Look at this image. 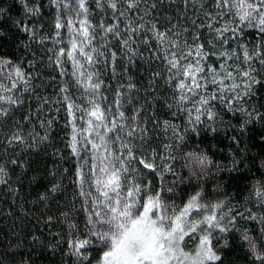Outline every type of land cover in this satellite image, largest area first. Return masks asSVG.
Listing matches in <instances>:
<instances>
[{"label":"trees","instance_id":"obj_1","mask_svg":"<svg viewBox=\"0 0 264 264\" xmlns=\"http://www.w3.org/2000/svg\"><path fill=\"white\" fill-rule=\"evenodd\" d=\"M108 1L84 0L85 55L73 60L66 0H0V60L24 75L6 89L0 84V264H101L97 244L80 256L73 250L89 224L67 95L79 105L78 116L100 102L109 124L124 117L132 123V135L121 134L148 151L137 167L152 192L175 205L196 193L201 204L221 205L217 215L228 230L214 231L212 245L222 264H264V206L256 198L264 188V119L257 115H264V32L256 22H242L224 0ZM173 53L178 67L199 61L201 87L171 67ZM84 71L99 83L95 92L72 91ZM90 93L98 97L87 98ZM246 112L253 114L247 125ZM193 153L212 164L202 179L191 180L185 171ZM141 159L155 163L151 171ZM168 170L187 178L174 183L177 173L169 177ZM197 235L186 250L196 247Z\"/></svg>","mask_w":264,"mask_h":264},{"label":"snow or ice","instance_id":"obj_2","mask_svg":"<svg viewBox=\"0 0 264 264\" xmlns=\"http://www.w3.org/2000/svg\"><path fill=\"white\" fill-rule=\"evenodd\" d=\"M227 3L228 0H225V4ZM79 6L84 7L83 0H80ZM235 6L238 9H243L237 13L242 22L247 20L249 24H252L255 20L260 26V30L264 32V0H240ZM25 7L29 12L36 11V9L27 8L26 3ZM111 7L115 8L116 4L112 3ZM4 13L5 10L0 8V16ZM81 23L83 24V22ZM57 27H60V25L57 24ZM25 30L27 31V29ZM107 31L112 32L113 28H108ZM83 35L88 36L86 29ZM158 35L162 39L164 34L159 33ZM71 47L73 50L77 49L75 40H73ZM201 47L197 46L196 55L198 57H201L199 51ZM79 52L81 55H85L83 45L79 48ZM189 54H191V49ZM68 55L71 56L72 53L69 52ZM184 58L182 57V59ZM87 59L90 62L91 55H87ZM8 63H11V61L0 60V66ZM169 64L171 67L176 68L178 72L191 75L192 83L196 84L197 87H201L195 81V72L199 71V61L196 67L191 65L178 67L179 61L175 60V54L173 53V59L169 60ZM15 72L17 76L23 77V73L18 67ZM247 74L245 73V75ZM88 80H91V74H88ZM255 83H259V81H255ZM90 86L97 89L99 83ZM179 87L184 88L185 86L180 83ZM211 98L215 99L216 97ZM183 99L184 97L181 96V100ZM8 102L14 101L9 98ZM208 102L207 99L201 101L205 105ZM241 111L246 110L241 109ZM90 115L99 122L94 129L95 140L98 143L89 142L92 150L99 153L98 156H93V161L99 163H93L90 175L86 176L83 172H80L78 176L82 185L91 183L95 178L99 203L92 205L96 209L92 214L95 220L93 221L90 217L89 223H94L99 227L90 229L89 238L77 239L73 242L74 254L77 256L82 255V250L91 246L92 237H95V240L106 249L102 251L101 264H217V262L222 264L221 256L217 254L212 245L214 231L225 232L228 230L227 226L221 223L224 216L217 215L216 210L221 208V205L201 204L199 202L200 193L193 195L186 205L168 204L158 191L150 194L147 184L141 187L139 182L130 179L129 166L122 159L123 153L114 157L104 155L105 152H111L106 137H108V133L116 129L115 122H111L112 127H108V123L105 122L106 117L100 111L99 105H95ZM120 115L123 116V113H120ZM246 115L248 120L244 122L245 125L250 123L253 117L252 113L246 112ZM257 115L258 118L264 119V115ZM211 116L212 113L209 112V118ZM197 120H199V117H197ZM88 123L91 129L92 121L89 120ZM101 129H104V131L101 132ZM118 138L108 137L113 142ZM72 139L73 152L76 153V136L74 135ZM128 155L131 156L130 149ZM197 159L201 164L207 161L206 157ZM138 162L143 164L146 169L153 168L151 163H145L142 159ZM2 172L3 169H0V173ZM3 182V179L0 178V183ZM168 191L172 192L173 190L168 189ZM257 196L264 199V191L258 189ZM194 211H199L198 217L193 215ZM231 223L232 220L229 219V224ZM197 233L196 247L186 250L189 248L188 240L192 238L193 234ZM244 238L246 240L250 239L247 235ZM226 243L225 241V245Z\"/></svg>","mask_w":264,"mask_h":264},{"label":"rangeland","instance_id":"obj_3","mask_svg":"<svg viewBox=\"0 0 264 264\" xmlns=\"http://www.w3.org/2000/svg\"><path fill=\"white\" fill-rule=\"evenodd\" d=\"M110 1V0H109ZM108 1V2H109ZM225 1V0H224ZM240 0H228V5L231 6L232 8L236 9L237 11H242L243 9H238L235 5L237 3H239ZM66 3L68 5H70V11H68V14L70 15V21L72 23L71 25V31L69 33V37L67 39L66 42H70V45L72 44L73 40H75L76 44H77V49L73 50L71 47V53L72 55L70 56L71 59L73 60H81L83 58V55L80 54L79 52V48L83 45L84 49L86 48L85 46V40L86 37L83 35L85 29L86 28V22H87V17H86V13H85V3H84V7L81 8L79 6L80 0H66ZM83 22V24L81 23ZM254 23L257 21H253ZM65 44V43H64ZM69 53V52H68ZM88 55H90V53H88ZM69 56V55H68ZM57 61V60H56ZM59 68L61 67L63 69V64L62 63H57ZM60 68V70H61ZM67 68V67H66ZM22 72V71H21ZM88 74H91L89 71H84L80 76H79V80L78 83L76 81L73 82L72 85V91L73 90H77L79 88H82L84 90V92L86 91H96V89H92V87L90 85L94 84V79L95 77L91 74V80H88ZM0 84L2 85V88L6 89L10 83V81L12 82H17L18 80H22L24 78H21L20 76L16 75L15 70L13 69V66H9V65H2L0 66ZM73 79V74L71 73H67V79ZM63 83V82H62ZM86 85H89L86 87ZM66 86V85H65ZM100 90V89H99ZM66 93H69V90L66 86L65 88ZM10 92V91H9ZM92 94L93 98L98 97V94L96 93H90L87 95V98L90 97V95ZM103 94V92H102ZM80 98V95H78ZM66 99L68 101L69 107H70V111L72 112L71 116H72V130H73V136H76V148H77V152L75 153V155L77 156V161H78V173L83 172L86 176L90 175V169L92 168L93 163H99L98 161H93V156L94 155H99L98 152H94L91 148V142H97L95 140V126L97 123H99L98 121L95 120V117H92L90 115V113L92 111L89 112V114H87V112L83 115H79L77 112V108L79 107V105L76 107V105L74 104V98L71 96H66ZM102 99V95L100 96V101ZM103 104V101H101ZM96 105H99V109L102 112V105L100 102H97ZM74 107L75 110L73 109ZM119 116L120 113L118 114ZM123 116H121L122 118ZM89 120L92 121V126L90 129L89 126ZM106 123H108L107 121H105ZM116 124V129L113 132L108 133V137H119L118 139H115L114 142L113 140H109L108 137H106V141L107 143L110 145L111 148V152H105L104 155L105 156H110V157H114V156H118L121 153H123L124 155L122 156V159L124 160L125 164L129 166V173H130V179L137 181L140 183L141 187H144L145 184H147L149 186L150 189V193H152L151 191V182H147L146 176L143 175L144 173L142 172V170H139V168L137 167V159L138 156L140 155H145L146 151L145 148L142 147H137L136 145H134V142H132V146L129 145L128 139L127 137L123 138L121 133H128L132 135V123H128V120L126 117H124V121L121 119V123H115ZM108 127H112V123H108ZM118 128V129H117ZM104 129H101V132H103ZM72 136V138H73ZM86 145V146H85ZM72 147H73V139H72ZM129 149L131 150V156L128 155V151ZM102 151V150H101ZM205 156L200 155V154H195L193 153L192 155H188V157L186 158V162H187V168L185 171H187L189 174V178L192 179H202L204 178L212 169V164L210 162V160L207 158V161L203 164H201L199 162V160L197 158H203ZM185 162V163H186ZM146 163H151L153 166L155 165V163L153 161H147ZM164 164H166V162L163 161ZM167 168H170L169 164H166ZM179 172H181L180 170L178 172L176 171H166V175L167 176H176V179L173 180L174 183H181L183 182V179H186L187 177L181 175ZM4 175V174H3ZM98 175V173H97ZM78 183H79V187L81 189V195H83L84 199H85V210H86V214H87V219H88V224H89V229L86 232L85 236H79L78 239H86L89 238V234H90V229L94 228V227H99V225H95L90 224L89 223V218L92 217L93 221L95 220V217H93V212L96 210L95 208L92 207V205L98 204L99 201L97 199L98 193L96 191V185H95V178H93V180L91 181V183H84L83 185L80 182L79 176H78ZM261 191H264V188L261 189ZM173 192V191H172ZM90 194V195H89ZM169 195H171L172 193L169 192L167 193ZM257 194V193H256ZM257 200L260 201L257 202L258 204H262V206H264V199H261L260 197H258L256 195ZM164 201L168 204H175L173 203L170 199L166 200V198L164 199ZM261 207V206H259ZM250 247L252 249V251L256 254V256H259L260 253L259 251H257V246L254 245V243L252 244V240L251 238L248 239ZM94 244H97V246L93 247ZM254 245V247H253ZM91 246L93 248H97L98 250L101 249L102 251L105 250L103 245H101L98 241L95 240V237H92V244ZM85 249L82 250V254L83 251Z\"/></svg>","mask_w":264,"mask_h":264},{"label":"bare ground","instance_id":"obj_4","mask_svg":"<svg viewBox=\"0 0 264 264\" xmlns=\"http://www.w3.org/2000/svg\"><path fill=\"white\" fill-rule=\"evenodd\" d=\"M149 171H151V169H148Z\"/></svg>","mask_w":264,"mask_h":264}]
</instances>
